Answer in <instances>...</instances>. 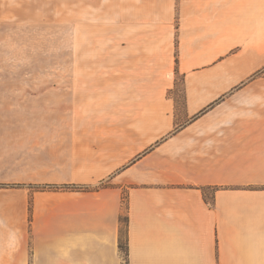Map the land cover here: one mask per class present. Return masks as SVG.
Segmentation results:
<instances>
[{
	"label": "crops",
	"instance_id": "crops-1",
	"mask_svg": "<svg viewBox=\"0 0 264 264\" xmlns=\"http://www.w3.org/2000/svg\"><path fill=\"white\" fill-rule=\"evenodd\" d=\"M127 9L148 33L79 67L63 163L30 213L0 199V264H264V0Z\"/></svg>",
	"mask_w": 264,
	"mask_h": 264
},
{
	"label": "rangeland",
	"instance_id": "rangeland-1",
	"mask_svg": "<svg viewBox=\"0 0 264 264\" xmlns=\"http://www.w3.org/2000/svg\"><path fill=\"white\" fill-rule=\"evenodd\" d=\"M127 7L128 0H0V199L18 190L30 213L31 193L44 189L33 184L37 167L63 163L79 67L126 49L127 35L148 33L129 25ZM7 221L0 219L10 233L2 242L13 246Z\"/></svg>",
	"mask_w": 264,
	"mask_h": 264
}]
</instances>
